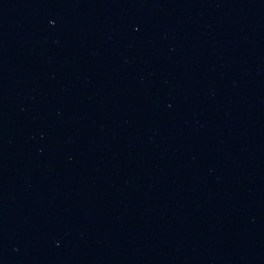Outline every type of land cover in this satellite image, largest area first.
<instances>
[{
	"label": "water",
	"instance_id": "95a60500",
	"mask_svg": "<svg viewBox=\"0 0 264 264\" xmlns=\"http://www.w3.org/2000/svg\"><path fill=\"white\" fill-rule=\"evenodd\" d=\"M0 264H264V0H0Z\"/></svg>",
	"mask_w": 264,
	"mask_h": 264
}]
</instances>
